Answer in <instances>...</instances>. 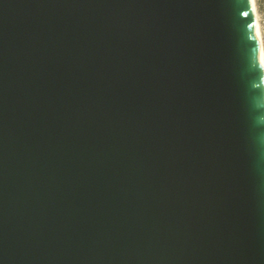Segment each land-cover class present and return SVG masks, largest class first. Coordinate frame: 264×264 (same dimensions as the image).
<instances>
[{"label": "water", "instance_id": "1", "mask_svg": "<svg viewBox=\"0 0 264 264\" xmlns=\"http://www.w3.org/2000/svg\"><path fill=\"white\" fill-rule=\"evenodd\" d=\"M0 264H264L248 0H0Z\"/></svg>", "mask_w": 264, "mask_h": 264}, {"label": "bare ground", "instance_id": "2", "mask_svg": "<svg viewBox=\"0 0 264 264\" xmlns=\"http://www.w3.org/2000/svg\"><path fill=\"white\" fill-rule=\"evenodd\" d=\"M264 88V38L256 0H248Z\"/></svg>", "mask_w": 264, "mask_h": 264}, {"label": "rangeland", "instance_id": "3", "mask_svg": "<svg viewBox=\"0 0 264 264\" xmlns=\"http://www.w3.org/2000/svg\"><path fill=\"white\" fill-rule=\"evenodd\" d=\"M264 38V0H256Z\"/></svg>", "mask_w": 264, "mask_h": 264}]
</instances>
